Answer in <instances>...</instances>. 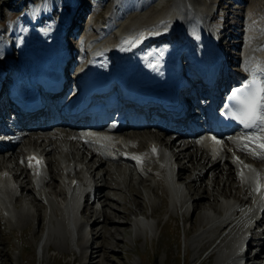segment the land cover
<instances>
[{"label": "bare ground", "instance_id": "bare-ground-1", "mask_svg": "<svg viewBox=\"0 0 264 264\" xmlns=\"http://www.w3.org/2000/svg\"><path fill=\"white\" fill-rule=\"evenodd\" d=\"M130 1L123 0L125 9H122L114 0L95 31L92 25L86 24L79 32L82 39L80 51L84 49L92 55V51L104 50L99 57L93 55V58L98 57L99 64L105 62L117 67L131 64L138 71L151 69L174 56H179L183 64L192 60L204 61L213 56H217L223 65L232 61L231 53L224 50L229 41L222 38L224 22L227 21L222 22L220 16L216 17L218 13L212 22L214 14L211 13H214L219 0H154L152 9H148L150 2L145 1L140 6L138 3L130 4ZM253 1L244 9L241 20L231 23L240 24L238 38L231 43L237 47L235 53L239 55L240 64L253 70L251 66L254 63L264 72V0ZM82 7L83 3L79 0L72 4L63 2L60 4L62 14L48 16L49 22L36 21L22 27L19 32L18 26L9 30L8 36L0 37V69L5 66L12 68L9 65L12 63L10 50H15L14 42L24 47L25 53L35 55L43 48V52L48 50L54 55L61 48L58 29L65 30L64 37L72 35L75 32L73 22ZM96 15L94 13L93 18ZM39 41L40 48L37 45ZM86 61L89 62V59ZM24 63L21 64L22 70ZM158 69L153 68L151 72H158ZM227 73H232L230 68ZM225 76L221 71L216 80H224ZM112 88L114 92L118 89ZM133 109L140 110L141 107L136 104ZM142 113L151 116L147 109L143 108ZM132 125L138 130L135 133L140 138L131 137L128 132L107 133L102 138L82 132L78 136H64L57 128H48L47 131L24 135L6 151L0 152L3 223L16 229L28 227L33 218L42 220L44 227H41L42 230L39 227L44 240L42 252L51 247L65 251L69 244L82 240L86 261L81 264H91L95 260L88 249L93 242H84V237L91 234L88 232L87 217H94L92 226L99 227L102 238L107 233L112 240L107 248L111 249L122 241L121 236L127 232L128 224L133 226L135 235L140 236L145 229L153 231L159 226V220H154L155 215L165 211L169 217H175L176 212L184 209L183 218L190 219L195 209H200L193 227L186 232L193 234V248L200 250L207 243L213 241L214 244L219 239L210 252L212 255L218 247L215 250L216 264H242L245 255L241 250L257 221L255 211L261 206L264 195V169L250 167L254 171H249L244 168L249 161L243 159L252 158V155L243 150V146L247 145L258 153L255 143L225 139L215 145L202 136L192 141L169 140L164 132H160L161 128L156 132L143 123L133 122ZM122 134L128 136L120 139ZM249 137L246 135L244 138ZM136 151H139L138 155ZM29 157L41 161L39 175L37 168L30 166ZM127 167L129 174H137L136 184L142 187V194L150 199L155 196L151 199L153 208L150 213L136 198V191L132 197L121 195L124 187L131 190L135 183L127 176L122 178ZM65 171L68 175L64 174ZM71 173L75 174L72 181ZM256 173L261 185L259 193L254 191L257 187ZM205 177L208 181H204ZM104 186L107 190L103 189ZM245 194H254V204L248 203V199L240 200ZM91 196L94 197L92 201ZM127 201H132L136 207L128 206ZM93 202L96 206L91 209ZM82 204L84 207L80 211ZM41 208H44V214L39 211ZM130 214L134 218L130 219ZM235 219L237 221L225 235L220 237L219 234L214 238L218 230H225L228 225L219 226L215 232L212 226ZM117 233L121 236H116ZM261 233L264 234V230ZM225 237L227 240L222 243ZM80 255L82 257L83 253ZM248 261L251 262V259Z\"/></svg>", "mask_w": 264, "mask_h": 264}, {"label": "rangeland", "instance_id": "rangeland-1", "mask_svg": "<svg viewBox=\"0 0 264 264\" xmlns=\"http://www.w3.org/2000/svg\"><path fill=\"white\" fill-rule=\"evenodd\" d=\"M79 1L83 3L82 11H80L75 18L76 22L75 20L73 22L74 31L78 30V32H80L86 24L92 25L95 31L97 26L107 15V8L114 2V0ZM145 1L150 2L148 9L154 8V0H132L130 4L135 5L138 3V5L141 6ZM63 2H70L72 4L75 0H0V28L3 26L0 33L6 31L5 36H8L7 33L10 32L9 30H13V28L17 26L19 32V29L22 27L31 25V23L36 21L46 20L49 22L48 16L52 15L53 17V15L60 16L62 14L60 4ZM118 2V7L125 9L123 0L122 2L121 0H116L115 3ZM253 2V0H219L217 3L216 10H218L219 14L216 12V14H218L216 17L220 16L222 22H224V20L227 21L224 22L225 31H222V38L224 37L226 42L229 41L225 48L231 53L232 62H236L239 56L235 53L237 47H235L231 41L238 38L237 31H239L240 25L239 23H231L233 20H235V22L240 21L244 9ZM94 13H97V15L93 23ZM212 19L213 21H211L214 22L215 15ZM72 36L69 35V37ZM75 43L74 38L70 39V47ZM196 166L199 165L197 164ZM125 176L129 179L132 178V181L135 182L133 184L135 188L132 187V189L129 190L128 187H124L121 195L132 197L136 191L138 194L136 198L143 204L145 211L150 213L153 208V206L151 207V199L155 196H151L152 198L150 199L142 194V187L136 184L135 176H137V174L134 172L129 174L128 167L125 169V173H122V178ZM204 181H208V177H205ZM124 182L126 183V180ZM125 183H123V185ZM103 189L107 190V187L104 186ZM93 204L94 202L90 204L91 209L96 206ZM126 204L133 208L136 207L132 201H127ZM43 209L44 208H41L39 211L43 213ZM199 211L200 209H195L194 215H192L190 219L183 218L182 212L180 211L176 212L175 217H169L168 219V214L167 212L165 213V211L160 215H155V219H153L155 221L159 220V227H156L152 236L148 233L136 236L133 226L128 224V230L123 236L118 233L116 234V236L122 237V241L111 249L107 247L108 242H112V240L108 237L107 233L104 234L103 238L99 235V227L92 226L94 217L89 216L87 217V221H89L88 232L92 234H90V240L95 239L92 243V247L88 249L89 254H93V259L95 260L91 264H216L215 250H217L218 247L212 251L214 255H210L216 243L213 244V241H211L202 249L195 250L192 245L193 234H186L187 229L193 227V223L197 220L196 216ZM2 215L3 213L0 210V264H81L84 259H86V250L82 247V240H76V244H69L68 249L66 248L65 251L51 247L49 250L42 252V243L44 242L41 233V227H44V222L42 220L33 218L28 227L12 229L3 223L4 219ZM128 217L131 219L134 218V215L130 214ZM163 222H165V224H162ZM39 227L41 230H39ZM37 229L40 232L35 234ZM110 229L113 230V227H110ZM219 234L221 235L222 231L218 230L214 238ZM88 238L89 235H86L84 237V242H87ZM226 240L225 237L222 243ZM81 252L83 253L82 257L80 255ZM263 252L264 250L260 253L261 255L259 254L253 258H248L251 252L250 250H246V259H243V264H251L248 262L250 259L251 262L255 260L254 264H258L262 260Z\"/></svg>", "mask_w": 264, "mask_h": 264}, {"label": "snow or ice", "instance_id": "snow-or-ice-1", "mask_svg": "<svg viewBox=\"0 0 264 264\" xmlns=\"http://www.w3.org/2000/svg\"><path fill=\"white\" fill-rule=\"evenodd\" d=\"M231 99L234 107L228 109L225 113L228 118L236 121L245 129L259 128L261 131H264V78L252 76L239 88L232 90ZM227 107L226 105V108ZM104 139H107V137ZM211 139L215 145L221 143L215 138ZM247 139L255 143V147L259 152L257 153L250 150L247 145L243 146V150L249 151V154L252 155L254 159H264V136L254 135ZM97 143H99V141H97ZM152 152L155 154V146H153ZM135 159H139V157H135ZM29 162L30 166H35L37 168V175H39L41 161L36 157H29ZM244 168H248L249 171H254L248 165H244ZM240 175L243 176V172H241ZM255 175L257 187L254 191L259 193L261 189L259 174L256 173Z\"/></svg>", "mask_w": 264, "mask_h": 264}]
</instances>
